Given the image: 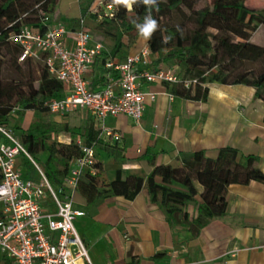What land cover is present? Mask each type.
<instances>
[{
	"label": "trees",
	"instance_id": "obj_1",
	"mask_svg": "<svg viewBox=\"0 0 264 264\" xmlns=\"http://www.w3.org/2000/svg\"><path fill=\"white\" fill-rule=\"evenodd\" d=\"M200 1L203 0H157L158 11L156 7L149 9L142 3L133 5L128 11L122 5H114L112 0H102V7L112 5V16L97 21V13H94L93 21L95 28L104 35L113 36L114 45L107 54L114 56L121 47L129 48L134 44L139 37L135 23H142L149 11L157 22L177 12L182 22L164 30L157 29L147 40L153 66L176 65L183 69L181 79L190 80L188 86L179 82H162L166 92L184 99L205 100L207 88L202 86L204 83L242 84L255 88V96L264 100V46L250 41L258 25H264V7L249 8L245 0H210L196 8ZM55 3L56 0H0V56L8 57L20 69L17 61L21 47L9 39L10 34L21 24L42 29L41 20L50 16ZM185 22L192 25L189 31L184 30ZM96 40L106 47L104 41ZM43 58L44 54L38 59L24 60L26 66L19 78L11 84H0L1 123L9 124L15 105L24 110L49 111L47 101L65 94V85L50 75ZM233 59L237 61L234 63ZM13 129L32 157L40 160L46 176L55 186L80 154L76 136L91 144L98 134L97 127L85 126L69 131L73 136L70 143L55 145L48 144L47 140L52 133L62 129L53 124L33 122L26 130ZM105 151L111 153L118 163L124 160V149L116 144L108 146ZM257 161L258 156L242 155L230 146L219 147L214 157L199 149L178 166L156 164L155 157H148L152 166L148 174L116 168L114 177L105 181L100 177L101 164L95 159V173L85 171L81 175L77 193L86 203L94 204L113 196L132 200L144 187L169 226L182 228L196 237L213 218L225 214L226 202H221V198L228 185L250 181L264 183V172L256 165ZM32 173L27 170L24 175L31 176ZM194 181L202 186L199 200H196ZM189 203L195 206L193 216L186 209Z\"/></svg>",
	"mask_w": 264,
	"mask_h": 264
},
{
	"label": "crops",
	"instance_id": "obj_2",
	"mask_svg": "<svg viewBox=\"0 0 264 264\" xmlns=\"http://www.w3.org/2000/svg\"><path fill=\"white\" fill-rule=\"evenodd\" d=\"M75 1L73 11L66 5L58 8L55 3L49 24L59 22L68 29H76L83 16L84 27L92 32L95 40L103 38L105 45H109L105 48L110 52L114 45L113 36L104 35L95 28L93 21V10L98 4L95 6V0ZM261 7L264 4L255 8ZM261 29H264L262 24L258 25L250 40ZM146 44L147 40L138 37L132 46L121 47L109 57L121 61L123 55L135 53ZM151 66L160 67L152 63ZM105 72L102 58H96L84 77L92 89H99ZM142 88L158 92V95L154 100L146 101L141 120L136 123L124 114L110 116L125 120V123L122 120L108 126L120 133V141L95 144V148L99 147L102 152L115 144L124 149L121 163L107 162L95 150L96 160L102 167V179L111 180L116 168L148 174L152 170L148 157H155L156 164L178 166L193 151L203 149L207 156L214 157L217 149L223 146L234 147L242 155L258 156L256 165L264 172V100L255 96V88L215 83L209 86L205 100L176 96L170 99L161 83L144 82ZM193 184L197 190L196 200H199L202 186L196 181ZM222 201L226 202L225 214L213 218L196 237L184 229L169 226L144 187L132 200L113 196L103 199L101 204L105 205L106 213L119 212V219L134 226L139 236L146 239L130 245L128 254L134 261L143 256L148 262L162 260L166 264H264V183L230 184L223 192ZM87 204L77 193L75 207L84 211L83 206ZM186 209L190 216L195 215L193 204H187ZM177 246H181V250ZM160 252L165 253L164 256H156Z\"/></svg>",
	"mask_w": 264,
	"mask_h": 264
},
{
	"label": "built area",
	"instance_id": "obj_3",
	"mask_svg": "<svg viewBox=\"0 0 264 264\" xmlns=\"http://www.w3.org/2000/svg\"><path fill=\"white\" fill-rule=\"evenodd\" d=\"M98 7L93 10L97 21L112 16L111 4L102 7L99 1ZM41 25L42 29L21 24L10 34L9 39L21 47L18 61L44 54L48 72L67 89L63 96L47 101L48 110L61 115L85 111L95 121L98 134L91 144L76 138L80 154L55 186L13 127L0 122V264H92L74 226L76 217L84 215L75 207V196L81 175L95 173V144L121 139L116 129L105 125L106 119L124 114L138 123L146 101L158 95L143 89L144 82L188 86L190 80L178 78L171 69L152 67L147 44L121 61L113 60L84 27L83 16L76 29L59 22L49 24V15L42 18ZM96 58H102L106 72L101 88L92 89L84 74ZM26 163L33 169L31 176L21 175Z\"/></svg>",
	"mask_w": 264,
	"mask_h": 264
},
{
	"label": "rangeland",
	"instance_id": "obj_4",
	"mask_svg": "<svg viewBox=\"0 0 264 264\" xmlns=\"http://www.w3.org/2000/svg\"><path fill=\"white\" fill-rule=\"evenodd\" d=\"M209 2L210 0L200 1L196 5V8H200ZM98 3L99 0H95V6ZM244 3L249 8H255L264 4V0H245ZM56 4L58 5V8L59 6L62 7L63 5H66L72 9L71 11H73L76 1L57 0ZM183 10L184 12H187L186 9L183 8ZM182 21L183 19L181 16L177 12H174L166 17H163L160 22H157L158 29L160 28L164 30ZM191 27V23H184L185 31H189ZM139 38L141 37L139 36ZM100 40L104 41L103 38H100ZM250 41L264 46V29H261L255 33L253 40ZM106 46L109 45L106 44ZM236 61L237 60L235 59L232 60L234 63ZM17 62L20 66V69L15 67L8 57L5 58L0 56L1 85L11 84L16 78H19L20 73H22V71L25 69L26 61ZM160 67L164 69H171V71L176 74L178 78L183 76V69L176 65L166 63L165 65H160ZM215 83L216 82L204 83L202 86L206 87L208 92L209 86L214 85ZM190 89H192V86ZM126 120L131 122L129 118ZM117 121H122V123H125L124 118L121 119L120 117V119H114L113 117H108L105 121V125L113 126L114 124H117ZM33 122L53 124L55 128L62 129L61 131L52 133L51 137L47 140L48 144L54 143L55 145H59L61 143H70L73 139V136L69 131H75L85 126H91L92 128L96 127L93 118L85 111H74L61 115L58 113H52L50 111L40 112L24 110L17 105L14 106L9 118V124L12 127L26 130ZM95 150L105 161L117 162L111 153L106 151L102 152L99 147H96ZM40 154L41 156H45L43 153ZM35 160L39 165H41L40 160L37 158ZM27 166L32 172L33 169L29 163L23 164L20 170L22 176H24L26 170H28ZM101 201L102 200L96 202V204L90 203L86 206H83L84 215L77 217L74 221V226L86 245L87 254L92 264H135L134 262L138 264H166V262L162 260L160 262L158 260H155V262H148L149 260L143 256H139V259L134 261L128 254L130 245L135 244V241L142 243L146 239L142 235L139 236V233L134 226L127 224L124 220H120L119 212L106 213L104 211L106 207L105 205L101 204ZM126 236H128L129 239H125ZM177 247L181 250V246ZM170 250L172 251V249ZM164 254L165 253H159L158 257H162Z\"/></svg>",
	"mask_w": 264,
	"mask_h": 264
},
{
	"label": "clouds",
	"instance_id": "obj_5",
	"mask_svg": "<svg viewBox=\"0 0 264 264\" xmlns=\"http://www.w3.org/2000/svg\"><path fill=\"white\" fill-rule=\"evenodd\" d=\"M114 5H122L128 11L133 9V5L142 3L144 6H147L149 9L156 7L158 11L157 0H112ZM138 35L145 40H148L152 37L154 32L158 29L157 21L152 17L151 11L144 17L142 23H135Z\"/></svg>",
	"mask_w": 264,
	"mask_h": 264
}]
</instances>
